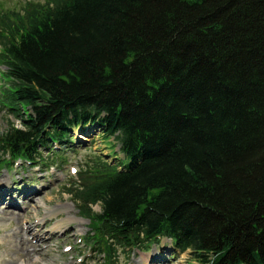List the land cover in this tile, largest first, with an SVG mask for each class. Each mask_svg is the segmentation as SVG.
<instances>
[{
    "label": "trees",
    "instance_id": "16d2710c",
    "mask_svg": "<svg viewBox=\"0 0 264 264\" xmlns=\"http://www.w3.org/2000/svg\"><path fill=\"white\" fill-rule=\"evenodd\" d=\"M0 28L2 103L23 123L0 149L96 120L118 133L125 169L95 158L72 193L107 264L130 233L264 264V0H38L1 8Z\"/></svg>",
    "mask_w": 264,
    "mask_h": 264
},
{
    "label": "rangeland",
    "instance_id": "374dc122",
    "mask_svg": "<svg viewBox=\"0 0 264 264\" xmlns=\"http://www.w3.org/2000/svg\"><path fill=\"white\" fill-rule=\"evenodd\" d=\"M23 0H0L5 4V7H11L15 3H19ZM3 70V68H0ZM12 120L11 117H6L0 112V132L7 128V121ZM16 125H19L18 121H15ZM96 133H90L87 136L75 132L74 136L77 140H81L84 146H78L75 149H69L66 152L68 155V165H75L80 169V165L84 159V156L92 152L93 148L102 151L103 154L108 155L110 147L101 142L100 135L97 130ZM113 144V142H112ZM97 152V151H96ZM114 152H118V146L114 148ZM122 159V155L117 157ZM68 165L56 170L54 176L50 179L40 178L37 187L35 188H23L22 184H30L32 180L37 182L38 176L35 179L32 174V170L28 169L25 172L19 171L17 174L11 172L7 174L5 171L0 172V183L3 186L9 187L14 191V196L24 194L26 189L37 190L40 194L34 196L33 203L30 208L21 214L10 213L4 206L0 205V264H18V262H26V264H75V257L71 258L74 250L68 254H63L61 248L62 245L72 244L75 245L76 234L73 232L75 228H81L79 236H83L88 230V222L84 221L78 216L77 210L71 207L62 206L63 203L71 205L70 197L63 193V187L68 184L70 175H68ZM29 177L27 180L20 183L21 177ZM37 178V179H36ZM14 185L18 187V190H13ZM24 205L25 202H23ZM93 211L99 212V207L94 206ZM42 212H48L52 215V226L56 227L55 230H62L69 228L68 234L64 237H56L52 242L54 245H45L40 243L37 247L34 244L29 234H26L22 229L21 222L24 219H32L35 216H40ZM32 234V233H31ZM45 238L44 233L40 232ZM47 246L46 249L42 250ZM81 246L78 247V249ZM77 249V251H78ZM29 253L28 256H24V253ZM162 257V258H161ZM31 259L37 262H32ZM121 259V258H120ZM123 262V259H122ZM96 261H87L86 264H97ZM128 264H197L192 258L189 252L178 254L172 247L170 241L163 240L160 243V247H154L149 253H136Z\"/></svg>",
    "mask_w": 264,
    "mask_h": 264
}]
</instances>
